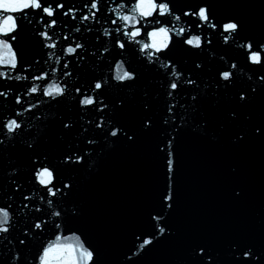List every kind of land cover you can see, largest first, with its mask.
Listing matches in <instances>:
<instances>
[{
  "label": "snow or ice",
  "instance_id": "1",
  "mask_svg": "<svg viewBox=\"0 0 264 264\" xmlns=\"http://www.w3.org/2000/svg\"><path fill=\"white\" fill-rule=\"evenodd\" d=\"M213 7L214 0H0V264H99L98 249L68 228L83 207L65 174L98 151L155 134L166 190L134 234L132 256L176 238L169 219L179 205L183 134L207 135L215 124L231 148L257 142L264 153V27L259 38L241 35L242 20L218 18ZM25 38L38 48L27 59ZM177 46L191 63L172 55ZM240 178L232 165L226 181ZM244 199L237 183L231 200ZM257 221V243L230 242L235 264H264V191ZM205 256L215 264L219 254L192 242L172 264Z\"/></svg>",
  "mask_w": 264,
  "mask_h": 264
},
{
  "label": "water",
  "instance_id": "2",
  "mask_svg": "<svg viewBox=\"0 0 264 264\" xmlns=\"http://www.w3.org/2000/svg\"><path fill=\"white\" fill-rule=\"evenodd\" d=\"M213 11L218 18H240L244 36L259 38L264 27V0H214ZM20 47L26 51V59L38 51L27 38ZM214 47L218 54L243 61L234 48L225 49L218 44ZM172 55L189 63L193 58L179 46ZM228 135L221 134L213 124L207 135L187 132L181 136L179 205L169 219L176 232L174 241H162L139 256H132L130 251H134V234L144 231L148 213L166 190L162 159L155 152V134L142 137L135 145L120 142L111 151H98L84 168L65 173L75 178V198L83 207V215L71 219L68 228L83 233L82 238L98 249L99 264H172L184 255L185 247L199 241L218 252L215 264H235L229 249L232 240L241 244L258 242L264 153L257 142L244 149L231 148ZM214 136L218 139L213 140ZM234 164L240 166L241 178L226 181ZM237 183L245 188V199L239 204L231 200V190ZM233 250L238 256V250ZM206 261L205 256L203 261L193 259L191 264Z\"/></svg>",
  "mask_w": 264,
  "mask_h": 264
}]
</instances>
